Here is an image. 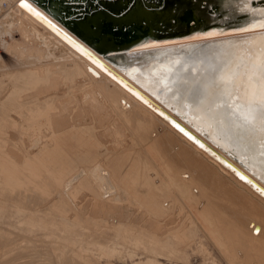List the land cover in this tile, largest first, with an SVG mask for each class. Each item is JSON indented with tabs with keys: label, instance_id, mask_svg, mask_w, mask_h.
Segmentation results:
<instances>
[{
	"label": "rangeland",
	"instance_id": "1",
	"mask_svg": "<svg viewBox=\"0 0 264 264\" xmlns=\"http://www.w3.org/2000/svg\"><path fill=\"white\" fill-rule=\"evenodd\" d=\"M5 3L0 264H264V201L180 140L151 108L135 104L134 95L122 93L127 90L74 72L70 52L21 18L16 0H0ZM167 44L135 54L132 48L122 66L143 70L152 65L149 59L193 47ZM125 99L130 103L124 106ZM102 164L112 184L96 180ZM116 165L117 172L111 169Z\"/></svg>",
	"mask_w": 264,
	"mask_h": 264
},
{
	"label": "bare ground",
	"instance_id": "2",
	"mask_svg": "<svg viewBox=\"0 0 264 264\" xmlns=\"http://www.w3.org/2000/svg\"><path fill=\"white\" fill-rule=\"evenodd\" d=\"M22 2L29 7H22ZM16 3L20 16H22L21 18L28 22L30 21L29 24L34 22L42 26L48 36L56 41L57 45L70 52L73 58L71 69L74 72L95 81L104 78L106 82L109 80L113 85L115 83L121 87L122 90H119H127L122 93L134 95L136 101L138 100L135 104L140 101L143 105L145 104L149 107V110L151 108L150 111L155 113V117L159 118L175 134L179 135L182 138L180 140L184 139L191 144L195 150H198V154L202 152L207 155L216 165L223 167H221V170L225 169L236 182L241 183L253 195L260 197L264 201V0H226L225 7L231 11L232 17H237V14L245 15L244 21L235 27L212 29L177 39L152 41L144 45L131 47L125 52L109 53L108 56L96 51L75 33L70 32L55 17L44 11L34 0H16ZM161 44H167L170 47H184L187 45L193 47L190 50L181 49L177 53H169L157 59H149L148 62L152 65L143 70L132 66H122V58L124 54L129 53L130 49L136 48L134 51H130L131 54H135L137 52L153 51L154 47ZM2 59L0 60L2 61ZM208 69H213L210 72V76L207 75ZM116 87L115 89H117ZM194 90L196 94L200 93L197 95V99L189 97ZM126 92L128 93L126 94ZM124 94L122 95L124 96ZM130 98L133 97L130 96ZM135 99L133 100L134 102ZM122 103L125 106L130 101L123 102L122 100ZM147 107L144 108L143 106L146 111ZM46 137L48 136L46 135ZM250 145H254V147ZM180 152L182 151L180 150ZM225 152L231 153L235 161L229 158ZM179 157L181 160L183 159L180 155ZM190 165L192 164L190 163ZM201 166L202 164H199L198 167ZM99 167L98 171H95V173L99 174V179L96 180H100L107 185L112 184L110 171L103 164ZM182 175L188 177L186 173ZM218 180L220 181V179ZM100 181L97 182L100 183ZM209 183L210 181L205 184L208 185ZM98 187L100 186L98 185ZM100 190L99 188L98 191ZM108 190L112 189L108 188ZM102 193L105 192L102 191ZM244 202L246 203L245 200ZM238 227L236 229H239ZM253 229H257V235L262 232V226L259 224L254 225ZM237 231L241 232L242 230L240 231L239 229ZM150 251L154 255H158V253L163 255V252L157 251L154 247H150ZM169 254L179 256L172 251Z\"/></svg>",
	"mask_w": 264,
	"mask_h": 264
},
{
	"label": "water",
	"instance_id": "3",
	"mask_svg": "<svg viewBox=\"0 0 264 264\" xmlns=\"http://www.w3.org/2000/svg\"><path fill=\"white\" fill-rule=\"evenodd\" d=\"M33 1V0H32ZM101 54L182 38L244 21L226 0H34Z\"/></svg>",
	"mask_w": 264,
	"mask_h": 264
},
{
	"label": "built area",
	"instance_id": "4",
	"mask_svg": "<svg viewBox=\"0 0 264 264\" xmlns=\"http://www.w3.org/2000/svg\"><path fill=\"white\" fill-rule=\"evenodd\" d=\"M7 4L5 3V6L3 4H0V15L2 14V11H6Z\"/></svg>",
	"mask_w": 264,
	"mask_h": 264
},
{
	"label": "crops",
	"instance_id": "5",
	"mask_svg": "<svg viewBox=\"0 0 264 264\" xmlns=\"http://www.w3.org/2000/svg\"><path fill=\"white\" fill-rule=\"evenodd\" d=\"M109 168H111V167H109ZM111 169L115 170V172H117L119 170V166L116 165L115 167H112Z\"/></svg>",
	"mask_w": 264,
	"mask_h": 264
},
{
	"label": "snow or ice",
	"instance_id": "6",
	"mask_svg": "<svg viewBox=\"0 0 264 264\" xmlns=\"http://www.w3.org/2000/svg\"><path fill=\"white\" fill-rule=\"evenodd\" d=\"M22 7H29L27 4H25V3H23L22 2V5H21Z\"/></svg>",
	"mask_w": 264,
	"mask_h": 264
}]
</instances>
